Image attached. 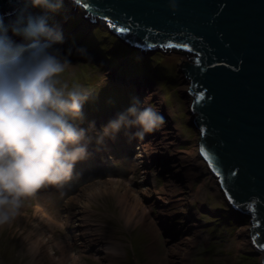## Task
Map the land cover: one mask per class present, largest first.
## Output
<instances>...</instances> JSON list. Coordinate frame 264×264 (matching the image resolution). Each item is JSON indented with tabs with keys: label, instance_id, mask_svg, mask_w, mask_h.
<instances>
[{
	"label": "rangeland",
	"instance_id": "1",
	"mask_svg": "<svg viewBox=\"0 0 264 264\" xmlns=\"http://www.w3.org/2000/svg\"><path fill=\"white\" fill-rule=\"evenodd\" d=\"M21 5L27 13L20 19L43 14L47 24L60 29L62 40L53 47L73 63L62 78L70 86L75 83L92 90L82 105L83 118L75 121L86 129L82 142L89 154L75 162L68 179L21 197L16 213L6 223L0 222V264H50L42 249L33 248L36 232L43 227L44 232L45 228L53 232L49 242L55 256L66 250L79 254L83 264H112L89 252L82 237L78 240L81 218L92 230L86 236L94 233L117 242L122 255L114 264H158L152 247L156 254L168 257L186 238L196 241L189 264H262L263 251L254 247L251 237V218L228 204L201 155V133L190 126L194 96L179 70L193 55L131 47L111 29V23L89 19L71 0H63L56 11L34 6L30 0H20ZM6 28L13 35L12 27ZM15 34L21 44L28 42ZM133 96L164 115L172 139L162 138L157 148L144 147L148 139L136 137L139 126L134 125L122 126L114 136L97 141L101 126L123 111ZM140 154L152 157L148 180L144 179L148 173L135 162ZM179 154L188 160L175 159ZM100 157L109 161L103 164ZM158 195L168 204L157 201ZM37 203L44 204L61 225L47 226L35 216ZM132 208L137 211L127 222ZM67 217L70 222L62 225ZM173 258L176 264H184L178 255Z\"/></svg>",
	"mask_w": 264,
	"mask_h": 264
},
{
	"label": "water",
	"instance_id": "2",
	"mask_svg": "<svg viewBox=\"0 0 264 264\" xmlns=\"http://www.w3.org/2000/svg\"><path fill=\"white\" fill-rule=\"evenodd\" d=\"M72 1L89 19L111 23L131 47L193 55L180 68L194 96L190 126L201 133V155L229 205L251 218L254 247L264 252V0ZM19 2L0 0V17Z\"/></svg>",
	"mask_w": 264,
	"mask_h": 264
},
{
	"label": "clouds",
	"instance_id": "3",
	"mask_svg": "<svg viewBox=\"0 0 264 264\" xmlns=\"http://www.w3.org/2000/svg\"><path fill=\"white\" fill-rule=\"evenodd\" d=\"M30 3L56 11L63 0ZM11 27L28 42L12 43L0 22V221L16 213L21 197L68 179L75 162L89 154L82 142L86 129L74 121L83 118L82 105L92 90L62 78L73 63L53 47L62 40L60 29L47 24L43 14L27 15ZM164 122L157 108L133 96L101 126L97 141L134 125L139 126L134 135L142 138Z\"/></svg>",
	"mask_w": 264,
	"mask_h": 264
},
{
	"label": "bare ground",
	"instance_id": "4",
	"mask_svg": "<svg viewBox=\"0 0 264 264\" xmlns=\"http://www.w3.org/2000/svg\"><path fill=\"white\" fill-rule=\"evenodd\" d=\"M24 13H27V11L24 10V7H22V5H21L20 8H18L16 11L1 16L0 22L5 23L6 27H7V25L12 26V24L17 22V21H19V23L22 24L24 22V19H23V17H21V19H20V15L22 14V16H24ZM6 29H7L6 35L11 40L12 43L15 44V43L21 42V37L18 38V40H16L14 37H18V36H16L15 32L11 31V32H13V35L8 34V32H10V31H8V28H6ZM149 50H152V49H149ZM156 50H160V49H156ZM185 62H190V61H185ZM179 72H180V70H179ZM180 73H182V72H180ZM182 74L185 76L184 73H182ZM167 126L168 125H166V123L164 122V125L161 128H159L153 132L146 133L145 135L148 139V142L145 143L144 147L147 145L148 146L149 145H155L156 147L154 146L153 148H157L160 145V143H162L161 142L162 138L167 137L169 139H172L174 136L172 137L170 135V133H171L170 131H169L170 133H167V130H168ZM173 142H174V140H171L170 144H172ZM174 158L175 159L177 158L178 160H180L182 162H186L188 160V156L183 155V154H179L178 157H174ZM101 160H102V158H101ZM151 161H152L151 156H149V155L144 156L143 154L138 155L137 159H135V162H137L138 165L140 164L143 167V169L145 170V173H148L146 175V177L144 178L145 180H148V178L150 177L149 166L151 165ZM152 181H154V180L152 179ZM158 194H161V193H158ZM157 201L168 204L165 202V199L162 198L161 195L157 196ZM33 210H34L33 214L35 216H39L41 221H43L44 224H46L47 226H49L51 224L61 225L60 221L57 222L58 219L56 220L55 217H52L50 215V213L47 211L44 204L37 203L34 206ZM135 210L137 211V209H134V208H132L131 210H128L129 213L127 214V216H128L127 222H129V218L132 217V215L135 213L134 212ZM69 219L70 218L67 217L65 223H62V225L68 224V222H70ZM79 221H80L79 226L81 227L82 233L80 232L81 235L79 234V239L78 238L77 239L80 240L81 237L83 238L82 242L84 243V245L87 246V250L99 259L100 258L101 259H108L112 264H114L116 261H118L117 259L120 258V256L122 255V252H121V249H120L119 245L117 244V242H114V241L109 240V239H103V238L96 237L94 235V233L90 236H86V233H89L92 230L90 228H88L87 220L81 218ZM0 222L6 223L7 220L6 221H0ZM11 223L12 222H10V224ZM43 229H44V227H43ZM43 229H42V231L39 230L36 232L37 237H36L35 241L33 242V248L37 247V251L39 249H42V253H44L48 257V260H50V264H83L82 260L80 259L82 257H80L79 254L69 252V251L67 252L64 249H63L64 251L61 252L60 256H55V254L53 253V244H51L49 242L50 239L52 238L53 232L49 233V228H45V232L43 231ZM245 232H246V230H245ZM245 232H244V234H245ZM195 242H196L195 239H192V238L184 239L181 242L180 247L178 249H176V251H172V253H171L172 255H170L168 257H165V256L162 257V256L156 254V247H152V253L155 256L156 260L158 261V264H171V263L176 264V263H178V261H176V259H174L173 256L176 257L177 255L182 258V261L184 264H189V259H190L189 257H190V254H191V251H192V248H193ZM262 255H264V252L262 253ZM164 259H166L167 261H164ZM169 259H171V260H169Z\"/></svg>",
	"mask_w": 264,
	"mask_h": 264
},
{
	"label": "snow or ice",
	"instance_id": "5",
	"mask_svg": "<svg viewBox=\"0 0 264 264\" xmlns=\"http://www.w3.org/2000/svg\"><path fill=\"white\" fill-rule=\"evenodd\" d=\"M115 30H116L117 32L124 31V29H120V28H116ZM170 43H171V42H170ZM180 46L183 47V48H188V47H189L188 44H183V45H180ZM197 63H199V61H197ZM199 95H203V93H200ZM197 98H199V96H198ZM201 151H203V148H201ZM206 155H207V154H206ZM209 162L211 163V161H209ZM228 199L231 200L232 197L229 196ZM256 223H259V221H256ZM253 241L255 242V238H253ZM260 247L264 248V244L260 245Z\"/></svg>",
	"mask_w": 264,
	"mask_h": 264
}]
</instances>
